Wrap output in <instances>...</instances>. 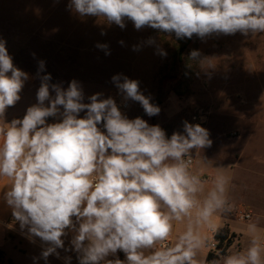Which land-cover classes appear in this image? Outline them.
<instances>
[{
	"label": "clouds",
	"instance_id": "9594fccd",
	"mask_svg": "<svg viewBox=\"0 0 264 264\" xmlns=\"http://www.w3.org/2000/svg\"><path fill=\"white\" fill-rule=\"evenodd\" d=\"M69 8L122 29L127 19L136 30L151 27L174 32L178 39L264 33V0H70ZM5 43L0 40V177L10 186L3 198L29 239L39 237L49 245L42 257H58L70 229L79 264H201L198 256L207 246L202 229L215 231L214 217L232 207L228 178L217 175L205 192L206 182L187 159L191 150L211 146L209 131L185 121V134L174 132L169 139L159 125L127 118L111 97L97 93L83 103L75 80L67 90L50 85V74L41 78L38 103L22 119L5 123L7 108L21 99L28 79L14 66ZM198 55L190 53L192 59ZM112 79L125 100L139 102L148 116L159 114L138 81ZM58 115L60 122H46ZM177 224L185 228L174 237ZM248 231L245 249L211 264H264V241L255 224ZM118 251L125 260L106 259Z\"/></svg>",
	"mask_w": 264,
	"mask_h": 264
},
{
	"label": "rangeland",
	"instance_id": "374dc122",
	"mask_svg": "<svg viewBox=\"0 0 264 264\" xmlns=\"http://www.w3.org/2000/svg\"><path fill=\"white\" fill-rule=\"evenodd\" d=\"M69 3L0 0V40L6 42L14 66L37 85L50 74L49 84L64 90L77 81L83 103H90L89 97L97 93L101 99L116 101L124 98L112 79L119 75L121 82L124 77L138 81L140 92L160 108L158 115L148 116L139 102L128 99L138 113L146 114L143 119L150 126L159 125L167 138L174 132L185 134L184 122L193 124V116L198 115L209 137L226 140L228 148L236 149L239 139L251 138L255 129L264 139V33L195 35L194 41L188 42L174 32L151 27L136 30L127 19L122 29L104 18L81 16ZM150 39L154 43L150 44ZM194 50L199 53L196 59L190 56ZM83 112L85 116L86 110ZM198 165L208 171L214 168L205 157H200ZM232 197L237 199L235 194ZM225 214L238 219L237 213ZM225 228L232 235L228 252L241 251L238 235ZM209 230L202 229L207 240ZM207 254L206 246L198 256L201 264H207ZM12 256L17 264H24L22 255ZM5 262L4 258L1 264Z\"/></svg>",
	"mask_w": 264,
	"mask_h": 264
},
{
	"label": "crops",
	"instance_id": "0c3cea01",
	"mask_svg": "<svg viewBox=\"0 0 264 264\" xmlns=\"http://www.w3.org/2000/svg\"><path fill=\"white\" fill-rule=\"evenodd\" d=\"M40 86L35 83V79L28 76L20 92L21 99L6 110L3 118L5 123H10L13 119H22L27 108L38 103L37 93ZM50 96L54 97L55 92L50 90ZM131 104V109L125 116L129 119L137 117L143 119L146 114L138 113L134 103L131 102ZM45 105L48 106L49 101H45ZM79 115L81 118L84 117V112L82 111ZM61 119L62 117L58 115L46 122L51 124L60 122ZM0 123H3V121L0 120ZM251 133V138L242 136L239 139L236 149L228 148L226 140L221 141L218 138L209 137L212 141L210 147H206L198 153L195 149L191 150L195 161L191 168L206 182L205 192L213 187V181L217 175H224L229 180L227 198L232 206L230 212L237 213V215L242 210L251 212L252 219L247 222L229 219L225 214L226 212L218 213L214 217L216 229L227 226L232 233L238 235L242 250L249 243L250 234L248 230L251 224L256 225L257 234L264 241V139L259 137L258 129L252 130ZM200 157L207 158V161L214 166L213 171L199 167ZM9 186L10 181L8 178L0 177V239L2 241L0 250L4 253L6 260L4 264H10V261L12 264H17L12 256L13 253L22 255L25 258L24 264H79L80 254L74 250L71 244L75 233L70 229L66 230V234L62 237L64 248L57 249L59 256L51 254L47 260L42 257L44 248L49 245L45 244L39 237L29 239L27 229H20L19 222L12 215V209L3 198L4 192L8 190ZM233 194L237 196V199L232 197ZM184 228L185 224H177L174 228V237L182 232ZM211 231L210 229L209 237ZM111 257L112 255L106 259L112 260ZM117 258L126 259L122 251L115 254V259Z\"/></svg>",
	"mask_w": 264,
	"mask_h": 264
},
{
	"label": "built area",
	"instance_id": "2783aa9c",
	"mask_svg": "<svg viewBox=\"0 0 264 264\" xmlns=\"http://www.w3.org/2000/svg\"><path fill=\"white\" fill-rule=\"evenodd\" d=\"M116 104L123 115L128 113V111L131 108V102L129 100H125L124 98H118L116 101ZM52 117L47 118V120L51 119ZM199 124L202 127V121L201 116L194 115L193 116V125ZM98 127L101 128L103 131V124H100ZM187 159L191 160L190 167H193L195 161L194 157L191 156ZM238 220L241 222H247L252 219L251 212L246 211H239L238 212ZM221 229V228H220ZM220 229H216L215 231H211L210 237L207 240V248H208V255H209V261L210 263L215 261L217 258H221L223 256V253H227L231 248V245L229 242L232 240L231 233H223L220 231Z\"/></svg>",
	"mask_w": 264,
	"mask_h": 264
},
{
	"label": "trees",
	"instance_id": "16d2710c",
	"mask_svg": "<svg viewBox=\"0 0 264 264\" xmlns=\"http://www.w3.org/2000/svg\"><path fill=\"white\" fill-rule=\"evenodd\" d=\"M194 39H195V34H193V36H192L191 38H188V42H192V41H194ZM185 48H186L185 46L182 47V49H181V51H180V54H178V56H181V52H182ZM220 231H222L223 233H227V232H228V230H227L225 227L221 228ZM223 255H226V253L224 252ZM3 259H4V253L0 250V264L2 263ZM220 259H221V258H217V259H215V261H218V260H220ZM10 264H12L11 261H10ZM207 264H211L210 261H209V255L207 256Z\"/></svg>",
	"mask_w": 264,
	"mask_h": 264
}]
</instances>
